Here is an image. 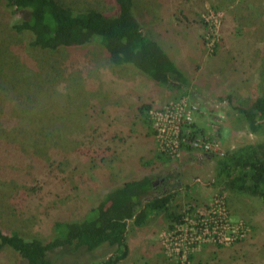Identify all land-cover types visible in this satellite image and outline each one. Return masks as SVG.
Masks as SVG:
<instances>
[{
    "label": "rangeland",
    "instance_id": "obj_1",
    "mask_svg": "<svg viewBox=\"0 0 264 264\" xmlns=\"http://www.w3.org/2000/svg\"><path fill=\"white\" fill-rule=\"evenodd\" d=\"M65 2L116 11L113 0ZM135 7L143 30L187 78L185 91L112 65L97 44L30 49L12 28L22 14L0 0V231L49 240L56 222H81L126 181L158 182L178 170L185 176L174 204L183 221L171 228L155 212L131 226L129 254L117 264H264V202L231 189L218 165L262 139L237 109L264 95V0H137ZM32 129L50 133L47 146L22 153L10 138ZM112 253L58 250L51 258L100 264ZM0 264L23 261L7 248Z\"/></svg>",
    "mask_w": 264,
    "mask_h": 264
},
{
    "label": "trees",
    "instance_id": "obj_2",
    "mask_svg": "<svg viewBox=\"0 0 264 264\" xmlns=\"http://www.w3.org/2000/svg\"><path fill=\"white\" fill-rule=\"evenodd\" d=\"M6 1L22 14L12 28L29 38L30 49L56 51L63 46L97 44L109 53L114 66L129 64L153 82L176 91L189 87L187 78L169 54L158 48L151 35L143 30L136 16L137 0H113L114 16L95 8L74 10L65 0ZM149 109L145 105L141 112L145 115ZM237 110L252 133L261 135L262 139L226 154L218 162L219 174L228 178L231 189L264 202V95ZM35 132L25 130L10 141L22 153L46 147V141H42L50 133L44 136L38 133V136ZM184 176L176 170L158 182L151 175L126 181L108 191L81 222H56L55 235L49 240L26 237L16 230L9 235L0 231V251L13 250L23 264H53L51 254L58 250L75 254L81 249L90 253L109 247L113 249L112 256L100 264H117L129 254L131 226L142 225L155 212H163L171 228H174L172 224L183 221V216L177 213L181 207L174 204V199Z\"/></svg>",
    "mask_w": 264,
    "mask_h": 264
},
{
    "label": "bare ground",
    "instance_id": "obj_3",
    "mask_svg": "<svg viewBox=\"0 0 264 264\" xmlns=\"http://www.w3.org/2000/svg\"><path fill=\"white\" fill-rule=\"evenodd\" d=\"M171 209H173V208H171Z\"/></svg>",
    "mask_w": 264,
    "mask_h": 264
}]
</instances>
